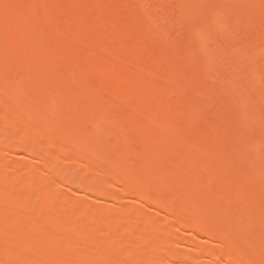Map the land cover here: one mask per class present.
<instances>
[{
  "label": "rangeland",
  "instance_id": "rangeland-1",
  "mask_svg": "<svg viewBox=\"0 0 264 264\" xmlns=\"http://www.w3.org/2000/svg\"><path fill=\"white\" fill-rule=\"evenodd\" d=\"M0 93V226L32 247L0 227L3 258L136 264L144 238L146 264H264V0H0Z\"/></svg>",
  "mask_w": 264,
  "mask_h": 264
},
{
  "label": "bare ground",
  "instance_id": "bare-ground-1",
  "mask_svg": "<svg viewBox=\"0 0 264 264\" xmlns=\"http://www.w3.org/2000/svg\"><path fill=\"white\" fill-rule=\"evenodd\" d=\"M14 75H15V74H14ZM14 79H15V78H14ZM8 81H9V80H8ZM12 82H13V81H12ZM15 82H17V81H15ZM11 84H14V83H11ZM11 88H12V87H11ZM5 89H6V88H5ZM5 89H4V90H5ZM8 89H10V86H9ZM4 90H2L1 93H2ZM10 90L12 91V89H10ZM5 91H6V90H5ZM5 91H4V93H5ZM8 91H9V90H8ZM1 93H0V97H2V96L4 97V95H2L3 93H2V94H1ZM9 93L11 94V92H9ZM47 95H48V94H47ZM47 95H46V96H47ZM8 97H9V96H8ZM1 100H2V99H1ZM1 100H0V101H1ZM7 100H10V101H11V104H12V100H11V99L7 98ZM49 100H50V99H49ZM5 101H6V99H5ZM10 101H9V102H10ZM44 101H45V100H44ZM44 101H42V102L44 103ZM46 101H47V100H46ZM50 101H51V100H50ZM2 102H4V100H3ZM2 102H1V103H2ZM7 102H8V101H7ZM9 102H8V103H9ZM39 102H41V101H38V103H39ZM42 102H41V103H42ZM13 103H14V101H13ZM9 104H10V103H9ZM39 104H40V103H39ZM44 106H45V105H44ZM36 107H37V105H36ZM37 109H38V107H37ZM27 111H28V110H27ZM21 112L23 113V111H21ZM28 112H29V111H28ZM37 113H38V112H37ZM27 114H28V113H27ZM19 115H21V116L23 117V115H22L21 113H20ZM29 115H30V114H29ZM18 117H19V116H18ZM29 117H32V116L30 115ZM34 117H35V116H34ZM37 117H38V116H37ZM15 118H17V117H15ZM15 118H14V119H15ZM25 119H26V118H25ZM18 120H19V118H18ZM20 120H22V119H20ZM16 121H17V120H16ZM22 121H23V120H22ZM13 122H15V121H13ZM9 123H10V122H9ZM16 123H17V122H16ZM14 126H15V125H14ZM14 131H15V130H14ZM31 133H32V132H31ZM39 133H40V132H39ZM1 134H2V132H1ZM23 134H25V133H23ZM32 134H33V133H32ZM3 135H4V133H3ZM5 135H6V134H5ZM0 136H2V135H0ZM6 138H7V137H6ZM24 138H25V137H24ZM26 139H27V138H26ZM10 140H11V139H10ZM25 141H26V140H25ZM35 141H36V140H35ZM20 142H21V140H20ZM27 142L29 143V139H28ZM49 142H50V141H49ZM70 142H71V141H70ZM37 143H38V142H37ZM18 144H20V143H18ZM70 144H72V143H70ZM20 145H21V144H20ZM25 145H26V144H25ZM25 145H24V146H25ZM34 145H35V144H34ZM41 145H42V144H41ZM88 145H89V143H88ZM21 146H22V145H21ZM21 146H20V147H21ZM24 146H22V147H24ZM29 146H30V145H29ZM29 146H28V148H29ZM22 147H21L20 149H22ZM26 147H27V145H26ZM26 147H24V148H26ZM43 147H44V146H43ZM24 148H23V150L27 152V150H25ZM28 148H27V149H28ZM37 148H39V147H37ZM39 150H40V149H39ZM39 150H37V151H32V150H31L32 152H29V154L34 155V153L36 152V154L38 153L40 156H41V154H42V156H43L44 153H43L42 149H41L42 152L40 151L41 154L39 153ZM43 150H44V149H43ZM48 150H51V149H48ZM28 151H29V149H28ZM54 151H55V149H54ZM50 152H51V151H50ZM27 153H28V152H27ZM36 154H35L34 156H38V157H35V158H38V160H41V158H44V157H45V156H43V157H42V156L39 157V155H36ZM57 154L59 155V152L56 153V155H57ZM47 155H48V154H47ZM47 155H46V156H47ZM56 155H55V156H56ZM47 157H49V161H48V163L50 162L49 164L51 165V166H50L51 169H50V168H49V169H50V171H51L52 174H53V170H54L53 168H55L57 165H59L58 160L60 159L59 157H61V156L59 155L58 160L56 159L57 162H54V161L52 160V159L55 160V158H53L54 156H53V157H52V156L50 157V155H48ZM47 157H45V161H46V158H47ZM47 160H48V159H47ZM60 160H61V159H60ZM106 160H107V159H106ZM41 161H43V159H42ZM52 161H53V162H52ZM103 161H104V160H103ZM63 162H64V161H63ZM42 163H43V164H42ZM42 163H41L40 161H38V162H37V165L39 164L38 167H42V165H43L42 168H46V164H47V163H45L44 161H43ZM51 163H53V164H51ZM54 163L57 164V165H55ZM40 164H41V165H40ZM49 164H48V165H49ZM37 165H36V166H37ZM48 165H47V166H48ZM106 165H107V163H106ZM104 166H105V165H104ZM48 167H49V166H48ZM101 167H102V166H101ZM109 167H110V166H109ZM112 167H113V166H112ZM8 168H11V167H8ZM33 168H35V167H33ZM36 168H37V167H36ZM36 168H35V169H36ZM52 169H53V170H52ZM113 170H114V168H113ZM115 170H116V169H115ZM115 170H114V171H115ZM33 172H34V171H33ZM33 172H32V173H33ZM35 172H36V171H35ZM103 172H104V171H103ZM108 172H109V171H108ZM8 173H11V174H12L13 171L9 170ZM15 173H16V172H15ZM100 173H101V172H100ZM33 174H34V173H33ZM14 175H15V174H14ZM14 175H13V176H14ZM27 176H29V175H27ZM98 176H100V174H99ZM25 177H26V176H24L23 178H25ZM30 177H31V175H30L29 177H26L25 179H30ZM1 178H2V177H1ZM14 178H15V177H14ZM14 178H13V179H14ZM5 179H6V178H5ZM22 180H23V179H22ZM22 180H21V185L23 184L22 182H25V180H24V181H22ZM30 180H31V179H30ZM1 181H2V180H1ZM1 181H0V189H3V188H4L3 186H4V184H6V182L4 183V181H2V182H1ZM11 181H13V180H11ZM98 181H99V180H98ZM98 181H97V182H98ZM7 182H8V181H7ZM26 182H27V181H26ZM28 182H29V181H28ZM95 182H96V180H93V179L90 180L89 183H90L91 185H89L88 187H91L90 189H92L94 186H97V184H96ZM102 182H103V181H102ZM102 182H100V183H102ZM2 183H3V185H2ZM89 183H88V184H89ZM11 184H12V182H11ZM13 184H14V183H13ZM1 185H2V186H1ZM8 185H9V184H8ZM23 185H24V184H23ZM9 186H10V185H9ZM16 186H17V185H16ZM10 187H12V186H10ZM14 187H15V186L13 185V188H14ZM86 187H87V186H86ZM88 187H87V189H88ZM94 188H95V187H94ZM97 188H98V186L96 187V189H97ZM100 188H101V187H100ZM9 189H10V188H9ZM98 189H99V188H98ZM6 190H7V189H6ZM10 190H11V189H10ZM92 190H94V189H92ZM0 193H1V192H0ZM50 193H51V192H50ZM136 193H137L136 195H141V194H142V193L140 192V190H138ZM7 194H8V193H7ZM7 194H6V195H7ZM52 194H53V193H52ZM9 195H10V194H9ZM11 195H12V194H11ZM19 196H20V195H19ZM32 197H33V195H32ZM48 197H50V196H48ZM4 198H5V197H4ZM11 198H12V196H11ZM28 198H29V197H28ZM2 199H3V198H2ZM5 199H6V198H5ZM14 199H15V198H14ZM14 199H13V200H14ZM50 199H51V198H50ZM10 200H11V199H10ZM17 200H18V199H17ZM20 200H21V198H20ZM22 200H23V199H22ZM46 200H48V199H46ZM7 201H8V200H6V202H7ZM21 202H22V201H21ZM26 202L28 203L27 200H26ZM26 202H25L24 204H26ZM50 202H51V201H50ZM158 202H159V201H155V202H154L155 205H156V209H157V210L162 208V207H161L162 205L158 204ZM11 203H12V202H11ZM16 203L19 205V203H20L19 200H18V202H16ZM159 203H160V202H159ZM8 204H9V203H8ZM17 204H16V205H17ZM4 205H5V203H4ZM9 205H10V204H9ZM14 205H15V204H14ZM14 205H13V206H14ZM21 205H22V204H21ZM0 206H1V205H0ZM11 206H12V205H11ZM4 207H5V206H4ZM7 207H8L7 209L10 208L9 206H7ZM15 207H16V206H15ZM17 207H18V206H17ZM160 207H161V208H160ZM11 208H13V207H11ZM43 208H44V207H43ZM0 209H1V208H0ZM5 209H6V208H5ZM93 209H94V207H93ZM93 209H92V210H93ZM14 210H15V208H14ZM61 210H62V209H61ZM67 210H68V208H67ZM161 210H162V209H161ZM12 211H13V210H12ZM5 212H7V210H5ZM13 212H14V211H13ZM42 212H43V211H42ZM46 212H47V211H46ZM156 212H157V211H156ZM66 213H67V211H66ZM71 213H72V211H70V215H69V213H67V216H69V217L71 216L70 218H68L67 216H66L67 218H65V216L63 215V216H64V219L62 218V220H59L58 222H59L60 224L57 223V227H56V226H55V227H56V228L59 227V230H63L64 228H66L65 225H68V223L72 222V220H73V218H74V216H72L73 213H72V214H71ZM6 214H7V213H6ZM14 214H15V213H14ZM16 214H17V213H16ZM46 214H48V213H46ZM46 214L44 215V217H47V216H48V215L46 216ZM38 215H40V212H39ZM42 215H43V213H42ZM74 215H75V213H74ZM11 216H12V215H11ZM17 216H19V215H17ZM4 217H5V216H4ZM6 217H7V215H6ZM6 217H5V218H6ZM13 217H14V219H15V216H14V215H13ZM21 217H22V216H21ZM40 217H43V216H40ZM49 217H50V216H49ZM72 217H73V218H72ZM37 218H39V217H37ZM37 218H36V219H37ZM108 218H109V216H108ZM169 218H170V217H169ZM169 218H168V219H169ZM2 219H3V218H2ZM9 219L11 220L12 218H9ZM23 219H24V218H23ZM30 219H31V218H30ZM32 219H33V218H32ZM32 219H31V221H32ZM47 219H50V218H47ZM71 219H72V220H71ZM105 219H106V218H105ZM105 219L102 218V221L105 220ZM12 220H13V219H12ZM18 220H19V218H18ZM27 220H28V219H27ZM38 220H39V219H38ZM50 220H51V219H50ZM50 220L48 221V224L51 223ZM63 220H64V221H63ZM65 220H66V221H65ZM70 220H71V221H70ZM106 220H107V219H106ZM144 220H145V219H144ZM169 220H170L169 222H168V220H167L168 223H170V222L172 223V221H173V223H174V220H173V219H169ZM31 221H30V226L33 224V221H32V223H31ZM60 221H62V222H60ZM73 221H75V219H74ZM99 221H100V220H99ZM141 221H142V220H140V222H141ZM151 221H152V220H151ZM36 222H37V221H34V224H35ZM42 222H43V221H42ZM49 222H50V223H49ZM65 222H66V223H65ZM104 222H105V221H104ZM153 222H154V221H153ZM24 223H25V222H24ZM40 223H41V222H40ZM95 223H96V222H95ZM107 223H108V222H107ZM107 223H106V225L109 224V223H108V224H107ZM138 223H139V222H138ZM171 223L168 224V225L171 226ZM173 223H172V224H173ZM191 223H192V224H191ZM191 223H187L186 225L183 224V225H181V227H183V228H187L188 226H189V227L192 226L191 228H189V227H188V228H189V229H192V232H196L195 234H197V233L200 234V232L197 230V229H198V226L196 225V223H194V222H192V221H191ZM9 224H10V223H9ZM22 224H23V223H22ZM22 224H19V225H22ZM28 224H29V223H27V225H28ZM38 224H39V223H36V224L33 225V226H34V227H35V226H38ZM43 224H45V223H43ZM46 224H47V223H46ZM46 224H45V225H46ZM48 224H47V225H48ZM58 224H59V225H58ZM72 224H73V223H72ZM104 224H105V223H104ZM136 224H137V223H136ZM145 224H146V223L144 222V224H142V227L144 226V228H145V226H146ZM147 224H148V225L146 226L147 228L150 227L149 224H150V225L152 224V226L155 225V224L153 225L152 222H149V223L147 222ZM190 224H191V225H190ZM19 225H18V226H19ZM63 225H64L65 227H63ZM94 225H95V224H94ZM94 225H93V226H94ZM106 225H105V226H106ZM187 225H188V226H187ZM25 226H26V225H25ZM42 226H43V225H42ZM98 226L101 227L102 225H101V226L98 225ZM98 226L96 225V227H98ZM186 226H187V227H186ZM0 227H2V229L0 228V229L2 230V232L0 231L1 234H2V236H3V235H4V236H7L6 234H4V232H5V231H6V233H7L8 231L10 232V230L12 229V228H11V229L8 230L9 227H5V225H4V227H3V226H0ZM21 227H22V226H21ZM55 227H53V228H54V231H55ZM94 227H95V226H94ZM116 227H117V226H116ZM166 227H167V223L165 224V227H164V228H166ZM171 227H172V226H171ZM193 227L195 228L194 230H193ZM3 228H4V229H3ZM17 228H19V227H17ZM17 228L14 227V228H13L14 230H12L13 233H15V234L12 235V231L10 232L11 234H10L9 232H8L9 234H8V233H7V234L9 235V238H10V237H13V236L16 235V238L13 239V238H14V237H13L12 239H13L14 241L18 242L20 245H21V244L23 245V243H22L20 240L22 239L23 236H26V235H29V234H28L27 231H26L27 229H25L26 227H24V228H19V229H22V230L25 229L23 232H22V231L20 232L19 229H17ZM32 228H33V227H32ZM53 228H52V229H53ZM60 228H61V229H60ZM103 228H106V227H103ZM117 228H118V227H117ZM117 228H115V229H117ZM135 228H136V227H135ZM147 228H146V229H147ZM168 228H169V227H168ZM196 228H197V229H196ZM6 229H7V230H6ZM15 229H17V232H18V235H19L18 238H19L20 240L17 238V236H18V235L16 234L17 232H14ZM93 229H94V230H97L96 228H93ZM93 229H90V230H93ZM101 229H102V228H101ZM106 229H108V228H106ZM106 229H104V230L106 231ZM146 229H145V230H146ZM150 229H151V227H150ZM150 229L148 228V230H150ZM117 230H119V229H117ZM117 230H116L115 232L118 233ZM120 230H121V228H120ZM133 230H135V229H133ZM139 230H140V229H139ZM196 230H197V231H196ZM25 231H26V233H25ZM54 231H53V232H54ZM56 231H57V229H56ZM86 231H87V230H86ZM19 232H20L21 234L23 233V236L20 237V233H19ZM51 232H52V231H51ZM64 232H65V231H64ZM87 232H89V231H87ZM92 232H93V231H92ZM124 232L127 233L126 231H124ZM128 232H129V231H128ZM135 232L137 233V232H139V231H135ZM135 232L133 231L134 234H133L132 232H131V234H133V235L135 236V235H136ZM57 233H60V231L56 232V234H57ZM61 233H62V232H61ZM90 233H91V232H90ZM93 233L95 234V232H93ZM93 233H92V234H93ZM98 233H99V232H98ZM119 233H120V232H119ZM119 233H118V234H119ZM144 233H145V232H144ZM144 233H143V234H140V235H144ZM24 234H25V235H24ZM62 234H63V233H62ZM92 234H90V235H92ZM111 234H112V233H110V235H111ZM123 234H124V233H123ZM123 234H122V235H123ZM127 234L130 235L129 233H127ZM138 234H139V233H138ZM156 234H157V233H156ZM205 234L207 235V232H205ZM216 234L218 235L219 233L216 232ZM216 234H215V235H216ZM10 235H11V236H10ZM58 235H59V234H58ZM124 235H125V234H124ZM210 235H211V236H210ZM215 235L213 236V234H211V233L209 234V232H208V236H210L211 238H212V236H213L214 238H216L217 236L215 237ZM220 235H221V234L218 235L219 238H220ZM0 236H1V235H0ZM86 236L88 237L89 235H85L84 237H86ZM94 236H95V235H94ZM94 236L92 235V238H95ZM96 236H97V235H96ZM100 236H101V237H100ZM100 236H99V237L102 238V235H100ZM111 236H112V235H111ZM117 236H118V235H117ZM126 236H127V235H126ZM126 236H125V237H126ZM134 236H133V237H134ZM138 236H139V235H138ZM138 236H137V237H138ZM156 236H158V235H156ZM160 236H161V235H160ZM160 236H158V237H159V238H158L159 241L157 240L158 245H159V244L161 243V241H162ZM40 237H41V236H40ZM42 237H43V238H46V240L40 238V241H41V240H42V241H43V240L46 241V242L44 241L45 243L43 242V244H47V243H49L50 240L47 241V237H45V236H42ZM48 237H49V236H48ZM51 237H52V236H51ZM80 237H81V236H80ZM107 237H109V234H108V236H105V239H106ZM129 237H130V239H131L132 235L129 236ZM221 237H222V236H221ZM223 237H224V236H223ZM223 237H222V238H223ZM2 238H3V237H2ZM53 238H54V236H53ZM56 238H57V237H55V240H56ZM139 238H142V237H139ZM219 238H217V239H219ZM222 238H221V240H222ZM7 239H8V238H7ZM23 239H24V241L22 240V241L24 242V245H23V246H26V245H27V242H29V240H27V239H30V238H28V236H27L26 238L23 237ZM25 239H26L27 242H25ZM31 239H33V238H31ZM36 239H37V237H36ZM48 239H49V238H48ZM78 239H79V238H78ZM78 239H77V241H78ZM83 239H84V238H83ZM86 239H87V238H86ZM88 239H89V238H88ZM105 239H104V237H103L102 242H98V243H97V244H99V246H101V247H103V248H105V247L108 248V246H109V248H108V249L105 248V250H104V249L102 250V248L99 247V249H101L100 251H102V253H101V252H97L98 250L96 251L97 255L101 256V258H102V256L107 255V254H106V253H107L106 249H107V250L110 249V250H109L110 252L116 250V249H114L115 247H113V246H115L114 244L111 243V246L108 245V244L111 242L112 238H111V240H110V238H109V239H107L106 241H105ZM130 239H128V241H129ZM135 239H136V236H135ZM149 239H150V238H149ZM17 240H18V241H17ZM74 240H75V239H74ZM91 240H92V239H91ZM91 240H90V241H91ZM109 240H110V241H109ZM143 240H144V241H143ZM154 240H155V241H154ZM11 241H12V240H11ZM52 241H53V239H52ZM56 241H57V240H56ZM56 241H55V242H56ZM58 241H59V240H58ZM69 241H70V240H69ZM69 241H68V242H69ZM97 241H98V239L95 240V242H97ZM104 241H105V243H103ZM107 241H108L109 243H107ZM135 241H136V240H135ZM141 241H143V242L141 243V246H140V243L138 244L137 249L132 247V246L134 245L133 242H131V244L128 242V243L130 244L129 246H131V248H133L131 251H130L129 248H127V247H129L128 245H126L127 247L124 246L125 249H124V247L121 248L122 245H121V246L118 245V246L121 248V251H123V253H126V254L132 253V251H134V250L136 249L137 252L140 253V255H142V257L140 258L141 261L143 260L144 264H146V263H145V260H146L147 258H149V259H151V258L148 257V256H145V257H146V258H145V257L143 256V255H146L147 253L144 254L146 251H145V249H144L142 246H144L145 244H148V243H147V241H146L144 238H142ZM141 241H140V242H141ZM153 241H154V242H153ZM20 242H21V243H20ZM30 242H31V241H30ZM30 242H29V243H30ZM33 242H34V240H33ZM55 242H53V243H55ZM79 242H80V241H79ZM79 242H77V243H79ZM83 242H84V241H83ZM113 242H114V240H113ZM144 242H146V243H144ZM155 242H156V237H155L154 239H152V241L150 242V243H152V244L154 243V244H153V247H156V246H154V245H157V243H155ZM159 242H160V243H159ZM225 242H227L228 244L230 243L229 240H225ZM25 243H26V245H25ZM35 243H36V242H34V245H35ZM39 243H40V242H39ZM59 243H60V241H59ZM66 243H67V242H66ZM74 243H75V241L73 242V245H74ZM77 243H75V246H77ZM84 243H85V242H84ZM106 243H107V246H105ZM123 243H124V242H123ZM227 243H226V244H227ZM36 244H37V243H36ZM40 244L43 245L42 243H40ZM62 244H63V242H62ZM71 244H72V243H71ZM97 244H95V248H96ZM103 244H104L105 247L102 246ZM132 244H133V245H132ZM222 244H223V243H222ZM55 245H56V244H55ZM82 245H83V243H82ZM149 245H150V244H149ZM224 245H225V244H224ZM23 246H22V248H23ZM29 246H30V244H28V246H26V247L28 248ZM37 246H38V244H37ZM39 246H40V245H39ZM58 246H59V245H58ZM60 246H61V245H60ZM60 246H59V247H60ZM78 246H79V245H78ZM145 246H146V245H145ZM145 246H144V247H145ZM226 246H227V247H230L229 245H226ZM26 247H25V248H26ZM51 247H52V246H51ZM59 247H58V248H59ZM70 247H71V246H70ZM80 247H81V246H80ZM80 247H77V248L75 247V248L72 249V250L70 249L71 252H70V251H66V252H70V254L72 255V251L74 250V251H73V252H74V255H73L72 257H71L70 255H68L69 253H68V254H65V256L67 255V256H66L67 258H68L69 256L71 257V258H69V259H73V257H74V258L77 260V261L75 262V259H74L75 264H76L78 261L81 262V260L83 259V258H82V253H83L84 250H80V249H79ZM97 247H98V246H97ZM140 247H142L143 250H141ZM29 248H32V247H29ZM40 248H41V246L39 247V249H40ZM58 248H57V249H58ZM72 248H73V247H72ZM112 248H113V250H111ZM139 248H140V250H139ZM156 248H157V247H156ZM77 249H78V250H77ZM84 249H85V248H84ZM128 249H129V250H128ZM220 249H221V248H220ZM231 249H232V248H231ZM236 249H237V250H236ZM244 249H245V248H244ZM246 249H247L246 251H247L249 254H248L247 252H242V250H243L242 248H240V249H239V248H234V250H236V251L240 250V253L242 252L243 255H241V254L238 255V252H236V251H234V252L232 251L235 255H234L233 253H231V254H233V256H235V258H236V255H238V256H241V257H243V258L245 259V255H244V253H245V254L247 253L246 258L249 259L250 254H251V256L254 255V254H252L251 251H248L249 248H246ZM34 250H35V248L33 249V251H34ZM37 250H38V248H37ZM55 250H56V249H55ZM68 250H69V249H68ZM75 250H77V251H79V252L82 251V253H81V252L78 253L77 251L75 252ZM89 250H90V249H89ZM127 250H128V251H127ZM153 250H154V249H153ZM206 250H207V251H206ZM206 250H205L206 253H208V252L210 251V252H209L210 254H212V255L214 254V252L211 251V249H206ZM224 250H225V249H224ZM228 250L230 251V249H228ZM228 250H227V251H228ZM1 251H2V250H1ZM1 251H0V252H1ZM6 251H9V250L6 249ZM42 251H43V250H42ZM124 251H126V252H124ZM129 251H130V252H129ZM139 251H140V252H139ZM142 251H143V252H142ZM144 251H145V252H144ZM218 251H219V250H218ZM229 251H228V252H229ZM244 251H245V250H244ZM43 252H44V251H43ZM43 252H41V253H43ZM85 252H87V251H85ZM85 252H84V253H85ZM88 252H89V251H88ZM92 252H93V251H92ZM92 252H91V254H92ZM104 252H105V253H104ZM110 252H108V253H110ZM115 252H116V251H115ZM118 252H119V251H118ZM127 252H128V253H127ZM137 252L134 251L133 255H136L135 253H137ZM141 252H142V253H141ZM152 252H153V251H152ZM212 252H213V253H212ZM221 252H222V251H221ZM2 253H3V252H2ZM12 253L15 254V252H12ZM75 253H76L78 256H77ZM138 253H137V254H138ZM156 253H157V252H156ZM204 253H205V252H204ZM215 253H216V252H215ZM223 253H226V251H224ZM0 254H1V253H0ZM8 254H9V253L6 254V252H5V256L7 255V256H6L7 258L4 257L5 260H4L3 256H2V255H4V254H2V255L0 256L1 258H3V259L0 258V261H1L0 264H5L3 261H5V262L8 261V262H9V263L7 262L8 264L12 263V261L15 263V261H16L15 264H20L19 261H22V259H23V257H22V259H20V260L18 259V258H20L21 256H23L22 253H19V254H22V255H20V256H19V254L17 253V254H16V257L18 256L17 258L15 257V255H14V256L11 255L13 258L18 259V260H15V259L12 260V258L10 257V254H9V255H8ZM48 254H49V253H48ZM57 254L59 255V253H57ZM103 254H104V255H103ZM150 254L152 255V253H150ZM150 254H149V255H150ZM216 254H217V253H216ZM227 254H228V253H227ZM227 254H225V255L227 256ZM42 255L44 256V254H42ZM46 255H47V254H46ZM55 255H56V254H55ZM58 255H56V256L59 257ZM79 255H80V257H79ZM92 255H94V258H96V257H95V256H96V255H95V252H94ZM133 255H132V254H129V256H128V255H125V256L129 257L128 259H132V256H133ZM153 255H154V258H158V255H157V254L153 253ZM155 255H157V257H156ZM212 255H211V256H212ZM220 255H221V253H220ZM52 256H53V255H52ZM56 256H54V257H56ZM62 256H63V255H62ZM62 256H61V257H62ZM76 256L78 257V259H77ZM88 256H90V255H88ZM99 256H98V257H99ZM136 256H138V255H136ZM208 256H209V255H208ZM238 256H237V260H238ZM24 257H26L25 254H24ZM36 257H38V259H39V258L41 259V257H39V256H36ZM45 257H46V256H45ZM48 257H49V256H48ZM48 257H47V258H48ZM84 257H85V256H84ZM86 257H87V256H86ZM91 257H92V256H91ZM98 257H97V259H98ZM104 257L109 258L110 256L107 255V256H104ZM127 257H126V258H127ZM151 257H153V256H151ZM160 257H161V255H160ZM228 257H229V254H228ZM241 257H240V259L243 260V258H241ZM47 258H46V259H47ZM49 258H51V257H49ZM63 258H64V257H63ZM142 258H143V259H142ZM229 258L231 259V257H229ZM252 258H253V257H252ZM252 258L250 257V259H251L252 262H250V259H249V262H250V263L253 264V263H255V262L258 261V258L256 259V257H254L256 260H255L254 258H253V259H254V260H253ZM8 259H9V260H8ZM10 259H11V260H10ZM40 259H39V260H40ZM46 259H44V260H46ZM54 259H55V258H54ZM65 259H66V258H65ZM86 259H87V258H86ZM144 259H145V260H144ZM240 259H239L238 261H240ZM248 259H247V260L245 259V261L243 260V262L240 261V263H238V264H241V263H242V264H246L245 262H247V264H248V263H249V262H248ZM2 260H3V261H2ZM14 260H15V261H14ZM39 260H38V262L41 263V261H39ZM42 260H43V259H42ZM44 260H43V262H44ZM49 260L51 261V259H49ZM57 260H58V259H55L56 263L53 262V264H57V263H58ZM66 260H68V259H66ZM99 260H101V259H99ZM105 260H106V259L103 258V261H98V262H97V260L94 261V259H93V257H92L91 260H88V259H87L86 261H88V262H89V261H93V262H95V263L97 262L96 264H99V262H103V263H105V264H108L107 260H111V258L107 259L106 261H105ZM116 260H117V259H116ZM158 260H159V258H158L156 261H158ZM161 260H162V259H161ZM23 261H24V259H23ZM23 261H22V262H23ZM32 261H33V259H32ZM36 261H37V258H36ZM46 261H47V260H46ZM53 261H54V260H53ZM58 261L60 262V263H58V264H61V262H62L61 258H60ZM113 261H114V259H113ZM141 261H138L137 263L139 264ZM151 261H152V260H150V263H151ZM234 261H235V263L237 262L236 259H234ZM254 261H255V262H254ZM22 262H21V263H22ZM63 262H64V261H63ZM80 262H78V263L80 264ZM106 262H107V263H106ZM133 262H135V261H133ZM133 262H132V264H134ZM7 263H6V264H7ZM40 263H38V264H40ZM66 263H67V262H66ZM85 263H86V262H85ZM89 263H90V262H89ZM103 263H102V264H103ZM109 263H111V262H109ZM112 263H113V262H112ZM115 263L117 264V262H115ZM137 263H136V264H137ZM250 263H249V264H250ZM12 264H13V263H12ZM28 264H30V263H28ZM41 264H42V263H41ZM44 264H45V263H44ZM51 264H52V262H51ZM90 264H92V263H90ZM93 264H94V263H93ZM100 264H101V263H100ZM147 264H149V263H147ZM236 264H237V263H236ZM255 264H257V263H255Z\"/></svg>",
  "mask_w": 264,
  "mask_h": 264
}]
</instances>
